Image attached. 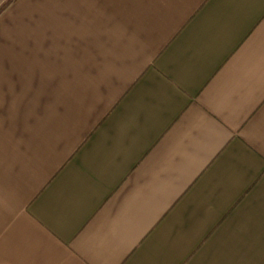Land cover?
I'll list each match as a JSON object with an SVG mask.
<instances>
[{"label": "crops", "instance_id": "1", "mask_svg": "<svg viewBox=\"0 0 264 264\" xmlns=\"http://www.w3.org/2000/svg\"><path fill=\"white\" fill-rule=\"evenodd\" d=\"M0 264H264V0H15Z\"/></svg>", "mask_w": 264, "mask_h": 264}, {"label": "rangeland", "instance_id": "2", "mask_svg": "<svg viewBox=\"0 0 264 264\" xmlns=\"http://www.w3.org/2000/svg\"><path fill=\"white\" fill-rule=\"evenodd\" d=\"M15 0H0V15L5 12Z\"/></svg>", "mask_w": 264, "mask_h": 264}]
</instances>
